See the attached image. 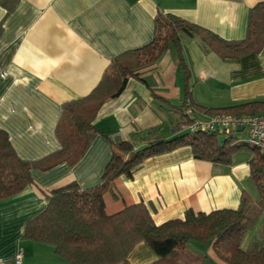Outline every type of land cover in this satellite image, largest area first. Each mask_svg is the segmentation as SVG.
<instances>
[{"label": "crops", "instance_id": "obj_1", "mask_svg": "<svg viewBox=\"0 0 264 264\" xmlns=\"http://www.w3.org/2000/svg\"><path fill=\"white\" fill-rule=\"evenodd\" d=\"M259 2L264 0H0V128L19 158L42 159L60 148L56 125L63 104L89 94L113 57L148 44L159 12L233 41L245 38L249 11ZM181 48L190 72L191 101L219 108L264 100V47L224 58L204 50L198 36L184 35ZM135 73L117 97L100 106L93 120L100 133L78 161L33 168L30 185L0 200L1 257L12 259L22 250V264H68L51 245L23 237L26 222L46 206V195L70 182L81 188L97 185L116 140L138 148L153 129L164 139L173 137L171 127L178 113L157 97L176 106L182 102L185 84L176 51L170 47ZM232 135L234 142H245L243 131L234 130ZM251 157L250 152L239 151L229 163L211 162L194 158L188 145L150 156L131 177L114 179L112 189L103 195L104 212L112 215L142 202L159 225L184 218L187 210L236 209L242 194L252 201L258 197L250 178ZM262 227L264 212L250 229L255 233L251 240L245 242L248 232L244 235V249L259 237ZM192 248L207 256L206 264H226L211 247ZM157 258L141 241L127 261L149 264Z\"/></svg>", "mask_w": 264, "mask_h": 264}, {"label": "trees", "instance_id": "obj_2", "mask_svg": "<svg viewBox=\"0 0 264 264\" xmlns=\"http://www.w3.org/2000/svg\"><path fill=\"white\" fill-rule=\"evenodd\" d=\"M198 36L204 50H214L224 58H235L246 52H259L264 47V2L257 3L248 15V26L242 40H225L215 33L170 13L155 17L152 40L139 48L124 51L112 58L101 80L86 96L63 104L56 135L60 148L36 161L18 157L8 134L0 128V200L9 198L32 183L33 168L49 169L61 162L74 163L86 152L100 133L93 120L100 106L117 97L135 71L159 59L170 47L177 55V67L183 75L184 95L180 105L161 102L176 109L178 121L171 127L173 137L164 139L157 129L143 138L144 145L134 148L129 141L116 140L101 181L81 188L76 182L52 189L46 195V206L29 219L23 237L49 244L55 254L68 264H128L134 246L147 242L158 258L149 264H206L207 256L190 243L211 247L216 257L226 264H264V227L259 237L246 249L241 246L246 232L264 212V152L236 143L232 132L185 130L190 123V110L209 115L261 114L264 100L208 108L191 101L190 72L182 54L181 37ZM184 129V130H183ZM188 145L196 159L229 163L239 151L252 154L250 178L257 190L255 201L242 194L236 209H217L208 213L187 210L184 218L155 224L142 203L125 206L112 215L104 212L103 195L112 189L114 179L131 177L133 170L150 156Z\"/></svg>", "mask_w": 264, "mask_h": 264}, {"label": "built area", "instance_id": "obj_3", "mask_svg": "<svg viewBox=\"0 0 264 264\" xmlns=\"http://www.w3.org/2000/svg\"><path fill=\"white\" fill-rule=\"evenodd\" d=\"M190 123L185 130L190 133L196 131L231 132L241 130L245 135V142L264 152V114H229L217 113L208 116H197L190 110ZM23 251L18 250L12 259L0 256V264H22Z\"/></svg>", "mask_w": 264, "mask_h": 264}, {"label": "rangeland", "instance_id": "obj_4", "mask_svg": "<svg viewBox=\"0 0 264 264\" xmlns=\"http://www.w3.org/2000/svg\"><path fill=\"white\" fill-rule=\"evenodd\" d=\"M236 143H243V142H242V141H241V142L238 141V142H236ZM254 234H255V233H252V231L249 230L248 233H247L246 236H245V240H244V241H245V242L250 241V240H251V236L254 235ZM245 242H244V243H245ZM190 244H191V246H196V245H198V244H194V245H193V243H190ZM213 264H214V263H213Z\"/></svg>", "mask_w": 264, "mask_h": 264}]
</instances>
